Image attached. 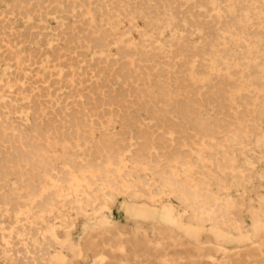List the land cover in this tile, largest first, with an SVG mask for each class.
<instances>
[{"label": "rangeland", "instance_id": "374dc122", "mask_svg": "<svg viewBox=\"0 0 264 264\" xmlns=\"http://www.w3.org/2000/svg\"><path fill=\"white\" fill-rule=\"evenodd\" d=\"M0 27V264H264V0H0Z\"/></svg>", "mask_w": 264, "mask_h": 264}, {"label": "bare ground", "instance_id": "6f19581e", "mask_svg": "<svg viewBox=\"0 0 264 264\" xmlns=\"http://www.w3.org/2000/svg\"><path fill=\"white\" fill-rule=\"evenodd\" d=\"M1 28V27H0ZM10 34V33H9ZM7 36V35H6ZM34 37V36H33ZM23 38H25V37H23ZM28 39V38H27ZM78 40V39H77ZM98 41V40H97ZM1 42V41H0ZM211 46V45H210ZM214 47V46H213ZM56 48V47H55ZM70 49V48H69ZM32 50V49H31ZM55 51V50H54ZM75 52V51H74ZM12 53V52H11ZM186 53V52H185ZM56 54V53H55ZM73 54V53H72ZM161 54V53H160ZM183 54V53H182ZM6 55V54H5ZM33 55V54H32ZM179 55V54H178ZM56 56V55H55ZM162 56V55H161ZM5 57V56H4ZM26 58V57H25ZM80 59V58H79ZM16 60V59H15ZM99 60H100V58H99ZM14 61V60H13ZM29 61V60H28ZM26 66V65H25ZM54 66V65H53ZM66 66V65H65ZM70 66V65H69ZM93 66V65H92ZM18 67V66H17ZM16 67V68H17ZM26 68V67H25ZM62 69V68H61ZM107 69V68H106ZM88 70V69H87ZM189 70V69H188ZM94 72V71H93ZM111 72V71H110ZM192 72V71H191ZM86 73V72H85ZM110 74V73H109ZM61 76V75H60ZM89 76V75H88ZM94 78V77H93ZM31 79V78H30ZM240 79V78H239ZM25 80V79H24ZM13 81V80H12ZM59 81V80H58ZM66 82V81H65ZM75 82V81H74ZM39 83V82H38ZM85 84V83H84ZM75 85V84H74ZM79 85V84H78ZM28 88V87H27ZM41 88V87H40ZM55 88V87H54ZM19 89V88H18ZM87 90V89H86ZM5 91V90H4ZM43 91H44V89H43ZM83 91V90H82ZM76 92V91H75ZM51 94V93H50ZM80 94V93H79ZM54 95V94H53ZM85 95V94H84ZM89 95V94H88ZM98 95H99V93H98ZM104 95V94H103ZM49 96V95H48ZM21 98V97H20ZM67 98V97H66ZM69 98H70V96H69ZM41 99V98H40ZM68 99V98H67ZM72 99V98H71ZM88 99V98H87ZM37 100V99H36ZM43 100V99H42ZM89 100V99H88ZM91 100H93V99H91ZM66 101V100H65ZM69 101V100H68ZM80 101V100H79ZM96 101H97V99H96ZM64 102V101H63ZM81 102V101H80ZM103 102V101H102ZM65 103V102H64ZM45 104V103H44ZM63 104V103H62ZM74 104V103H73ZM90 104H91V102H90ZM102 104V103H101ZM88 105V104H87ZM99 105V104H98ZM40 106V105H39ZM91 106V105H90ZM46 107V106H45ZM83 108V107H82ZM99 109V108H98ZM109 110V109H108ZM61 111V110H60ZM112 111V110H111ZM120 111V110H119ZM196 111V110H195ZM189 112V111H188ZM62 113V112H61ZM74 113V112H73ZM86 113V112H85ZM49 114V113H48ZM83 114V113H82ZM122 114V113H121ZM190 114V113H189ZM42 116H43V114H42ZM87 116V115H86ZM79 117V116H78ZM96 117V116H95ZM98 118V117H97ZM96 118V119H97ZM101 118V117H100ZM161 118V117H160ZM65 120V119H64ZM91 120V119H90ZM103 121V120H102ZM108 121H109V119H108ZM116 121V120H115ZM134 121V120H133ZM205 121V120H204ZM90 122H92V121H90ZM138 122V121H137ZM142 122V121H141ZM194 122V121H193ZM81 123V122H80ZM144 124V123H143ZM142 125V124H141ZM140 125V126H141ZM193 125V124H192ZM67 126V125H66ZM105 126V125H104ZM77 127V126H76ZM86 127H88V126H86ZM154 127V126H153ZM197 127V126H196ZM87 129V128H86ZM139 131V130H138ZM165 132V131H164ZM145 133V132H144ZM159 133V132H158ZM157 133V134H158ZM102 134V133H101ZM165 134V133H164ZM70 135V134H69ZM141 135V134H140ZM182 136V135H181ZM88 137V136H87ZM141 138V137H140ZM158 138V137H157ZM87 139V138H86ZM163 139V138H162ZM188 139V138H187ZM157 140V139H156ZM108 141V140H107ZM176 141V140H175ZM105 142V141H104ZM121 142V141H120ZM187 142V141H186ZM92 143V142H91ZM102 143V142H101ZM109 143V142H108ZM112 143H114V142H112ZM84 145V144H83ZM96 145V144H95ZM98 145V144H97ZM139 145V144H138ZM110 146V145H109ZM159 146V145H158ZM190 146V145H189ZM105 147V146H104ZM103 147V148H104ZM142 147V146H141ZM114 148V147H113ZM144 148V147H143ZM145 148H147V147H145ZM168 148H169V146H168ZM89 149V148H88ZM111 149V148H110ZM159 149V148H158ZM107 150H109V149H107ZM175 150V149H174ZM177 150V149H176ZM111 151V150H110ZM112 152V151H111ZM122 152V151H121ZM185 152V151H184ZM115 153V152H114ZM186 154V153H185ZM95 155V154H94ZM104 155V154H103ZM117 155V154H116ZM184 155V154H183ZM75 156V155H74ZM153 156H154V154H153ZM146 157H148V156H146ZM168 157V156H167ZM111 158H113V157H111ZM163 158V157H162ZM170 158V157H169ZM184 159V158H183ZM117 162V161H116ZM116 166V165H115ZM111 171V170H110ZM48 172V171H47ZM26 182V181H25ZM11 191V190H10ZM32 191V190H31ZM133 192V191H132ZM240 256V255H239ZM126 259V258H125ZM188 262V261H187ZM163 263H164V261H163ZM190 263V262H189Z\"/></svg>", "mask_w": 264, "mask_h": 264}]
</instances>
